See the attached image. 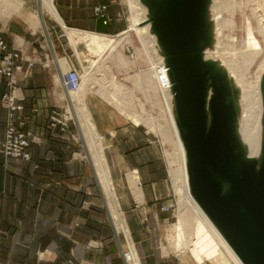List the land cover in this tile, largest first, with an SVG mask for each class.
Segmentation results:
<instances>
[{
    "label": "crops",
    "instance_id": "1",
    "mask_svg": "<svg viewBox=\"0 0 264 264\" xmlns=\"http://www.w3.org/2000/svg\"><path fill=\"white\" fill-rule=\"evenodd\" d=\"M53 1L68 29L97 33L96 25L100 17L95 16L94 8L98 5L108 6L105 16L109 20L110 36L114 37L125 29L114 23L113 19L118 14L115 0ZM10 22L14 23L12 20L0 19L7 40L36 63L31 78H25L23 74L18 76L16 93L25 106L23 129L35 136L38 143L30 148L32 159L29 162L5 158L2 143L7 112L0 101V264H124L119 257L114 230L99 208V187L94 184L91 164L84 162L81 155L71 156L74 150L78 151V148L71 147L72 140L67 137L51 138L48 130L51 109L57 102L63 106L65 101L57 97L56 100L55 95L47 89L51 81L56 90L59 85L62 87L61 75L51 72L52 66L54 71L59 72L51 58L53 52L59 58L58 48L60 54L65 55L59 59L68 60L71 66L73 63L66 50L68 45L63 44V37L56 31L51 33L52 44H49L45 32L34 35L29 27L25 40H12L9 30L14 26ZM48 25L54 30L53 25L49 22ZM36 39L40 40V44L31 45ZM48 59L47 67L44 64ZM4 89L0 83V99ZM88 104L93 111L103 106L95 98L88 99ZM95 123L120 210L141 264H181L177 262L179 260L166 255L168 253L164 248L162 250V235L159 231L165 219L157 214L150 215L164 196L161 190L162 171L154 163L155 160L149 158L147 153H151L150 150L129 151L126 138L123 141L114 140L117 131L112 132L110 124L101 125L100 133L96 120ZM93 167L95 169V165ZM126 171H131L126 176L133 195L131 200L121 187L122 176ZM135 172L139 179L138 194L129 181V176ZM115 183L118 185L117 190ZM109 207L113 211L110 199ZM120 233L128 242L126 234Z\"/></svg>",
    "mask_w": 264,
    "mask_h": 264
},
{
    "label": "bare ground",
    "instance_id": "2",
    "mask_svg": "<svg viewBox=\"0 0 264 264\" xmlns=\"http://www.w3.org/2000/svg\"><path fill=\"white\" fill-rule=\"evenodd\" d=\"M227 1L229 2V5L227 3L228 7L235 5V0ZM217 2L218 0H206L205 3L204 17L208 32L206 34V40L201 42L202 45H207L202 51V58L204 61L213 65L214 72L224 79L231 91L226 101L228 104H232V107L236 111V117L233 123L234 134L236 136L235 152L241 156V160L254 163L256 171L258 172L264 160V78L257 72V82L250 88L251 81L248 82L246 76L250 74L251 69L262 56L263 48L251 29L247 32L243 46L231 45L229 43L220 44L219 32L225 28L228 22L222 20L221 11H216ZM35 3L38 12H36L37 14L35 13L36 15H33L26 11L21 2L16 4L13 0H0V18L6 17L5 15L7 14L8 17L13 14H21L23 20L33 32L39 27L42 28V26H45L44 20L48 21L50 19L51 21H55L62 29L63 34H61V37L68 38L70 45L75 50L77 60L82 66V71L80 69L82 72V84L77 91L70 93L64 91L70 96V99L73 98L72 103L68 101L71 109L67 110L71 114L72 108L75 111V116L72 115L75 117V120H73L78 122L80 131L82 130V135L86 140L87 147L94 162L93 165H96L98 177L101 178L105 193L112 203L113 211L111 213H113L112 219L116 224V231L126 234L128 242L125 244V253L128 264H141V260L136 246L129 235L128 227L125 225L123 213L120 210L114 183L106 162L104 146L101 137L97 133L92 114L87 106V95L94 89L91 84L94 81L99 87L96 94L115 106L128 120L132 121L136 126L145 123L144 125L155 130L154 119L152 117H148L147 119L142 118L136 113V110L132 109L133 107L130 108L131 106L128 105L127 102L130 101H126V99H130L133 94L129 87L116 80V76H114L112 68L108 63H102L113 57L121 41L130 39L133 32L138 34L146 53L148 55L154 53L157 57V67L155 69L158 82L163 89L162 93L168 110L169 124L173 132L176 154L179 159V168L176 170L172 169L169 172L175 192L179 197L178 221L174 225V231L176 233L175 239L173 238L174 248L180 255L189 252L190 257L197 264H245L232 248L225 235L193 195L187 145L177 123V107L174 94L172 93L173 85L170 77L172 70L169 64V56L166 55L165 50L162 48L163 45L161 46L159 43L156 34L158 30L154 27L153 16L143 0H130V9L133 16L132 25L118 37L108 36V33H100L97 31V33H88L68 29L58 15L53 0H35ZM260 20L264 21V15L258 21ZM106 23L109 24V22ZM259 33L264 40V29L261 28ZM47 38L49 44H51V32ZM80 45L84 46L92 56L98 58L94 59L90 57V61H88L90 63L89 67L84 65L83 54L80 53ZM220 55L225 61L219 60L218 56ZM53 59L58 70L61 71V76L62 73L70 69L64 71L66 69L65 60L59 59L55 52H53ZM101 63L105 69L103 72L101 71L102 73L99 72L101 74L99 78H95L97 77H94L95 71L100 67ZM48 64L49 59L46 61L45 66L48 67ZM263 67L264 61L260 64L259 70ZM60 82L62 87H64L62 78ZM213 92V88L209 85L206 107L208 113H210L208 104L213 96ZM124 96H126V99ZM131 102L134 101L132 100ZM208 118V122L210 123V114ZM181 129L186 132L184 127L181 126ZM129 179L130 183L134 186V192L138 194L137 186L139 179L137 173L135 172L130 175ZM221 184L223 193L227 194L231 187L230 182L222 179Z\"/></svg>",
    "mask_w": 264,
    "mask_h": 264
},
{
    "label": "water",
    "instance_id": "3",
    "mask_svg": "<svg viewBox=\"0 0 264 264\" xmlns=\"http://www.w3.org/2000/svg\"><path fill=\"white\" fill-rule=\"evenodd\" d=\"M143 2L169 56L177 123L187 145L193 195L245 264H264V160L257 172L254 163L241 160L235 152L236 111L226 101L231 91L213 65L202 58L207 45L201 42L208 32L206 0ZM106 22L107 16L97 20V32H109ZM209 85L214 90L208 104L210 113L206 108ZM222 179L231 184L227 194Z\"/></svg>",
    "mask_w": 264,
    "mask_h": 264
},
{
    "label": "rangeland",
    "instance_id": "4",
    "mask_svg": "<svg viewBox=\"0 0 264 264\" xmlns=\"http://www.w3.org/2000/svg\"><path fill=\"white\" fill-rule=\"evenodd\" d=\"M13 1L16 4L21 2L28 13H32L33 15H36L37 14L36 12H38V8L36 7L35 0H13ZM227 3L229 5V2L227 0H223V1L218 0L216 4L217 6L216 11L217 12L221 11L220 14L222 20L228 22L225 28L220 30L219 32L220 44L229 43L231 45L236 44L238 46L240 45L243 46V42L247 37V32L249 29H251L254 33V36L257 37L263 48L262 56L258 60L257 64L251 69L250 74L246 76L247 81L248 82L251 81L250 82L251 84L249 86L250 88H252L257 82L256 75L258 74L262 75L261 77L264 78V67L259 70L260 64L264 61V40L261 34L259 33L261 28L264 29V21L263 20H260L261 22L258 21L260 17L264 15V0H235V5L231 7H228ZM98 6H107V5H98ZM115 6L117 8L118 14L113 19L114 23L117 24L118 27L122 26L125 28L124 31L121 32L120 34L114 35V37H118L122 35L125 32V30H127L132 25L133 16L130 9V0H115ZM7 15H5L6 17H2L0 19H2L3 21L12 20V22H14V23L10 22V24H12V26L14 27L13 28L11 27L9 30L12 40H14V38L19 42L25 40V38L27 37V28L29 26L23 20L21 14H13L10 17H8ZM49 23L54 26V30L50 28L51 33L56 31L58 35L63 34L62 29L60 27H56L57 23L55 21H49ZM37 30L35 31L36 33L43 32L41 27H39ZM61 40L64 45L66 46L68 45V48H66V50L68 57H70L72 60L71 62L73 63V65L78 66L82 71V66L77 60V56H76L77 54L70 45L68 38L65 37L62 38ZM53 41L54 44L56 45V40L53 39ZM79 48H80V53L83 54V61L86 67L90 66V63L88 62L90 61V57L94 59H98L97 57L92 56L90 52L84 48V46L80 45ZM59 51L60 50H58L57 48V53L59 55V58L61 57L64 58L65 55L63 54L61 55ZM218 57L219 60L221 59L225 61V59L221 57V55ZM156 58L157 57L154 53H152L151 55H148L146 53L142 43L140 42L138 34L133 32L130 36V39H125L121 41V44L119 45L117 52L113 55V57L102 62L103 64L108 63V65L112 68L114 76H116V80L129 87V89L133 93L130 99L129 98L126 99V96H124L126 101H130L127 102L128 105L131 106L130 108L133 107L132 109L136 110V113L142 118L147 119L148 117H152L154 119L155 130H153L147 125H144L145 123H142L140 126H136L132 121L128 120V118L124 116L122 113H120V111L115 106H113L108 101L103 99L101 96L96 94L99 87L98 84L95 83L94 81L91 82L94 89L91 90L90 87L91 84L89 86L91 91L87 95V106L92 114V117L94 116L93 120L95 118V120L98 123L99 131L101 129L100 128L101 125L110 124L112 129L111 131L112 132L117 131V133L114 136V140L116 142L120 140L123 141V138H126L127 150L134 151L135 149H145V148H148L150 150L151 153H147L149 158L152 160L154 159L155 160L154 163H157L161 169L160 171H162L161 180L163 186H161V190H163L164 196L161 197L160 199L161 201L157 202V207H155L151 211L152 213L150 214L152 216H155V214H157L159 217H161V219H165L164 221H162L164 225L161 224L159 231L160 234L162 235V250L164 248L166 253H168L166 255H169V257L175 259L176 261L179 260L177 262H180L181 264H197L190 257L189 252H186V254H182V255L178 254V252H176L174 248V243H173L174 242L173 238L175 239L176 237V233L174 231V225L178 221L177 217L179 213V204H178L179 197L175 192L172 178L169 172L172 169L176 170L179 168V159L176 154V146L174 143L175 139L169 124L168 110L162 93L163 89L161 88V85L158 82V78H157V72L155 69V67H157ZM51 61H55V60L51 58ZM102 63L100 64V67H98V69H96L95 71L94 77L97 76L95 78H99L101 75L100 73H102L105 69ZM65 64H66L65 65L66 69L64 71L70 68V66L68 65V60L65 61ZM102 65H103V69H102ZM51 68H52L51 72L54 75H58V74L60 75L61 73L60 70L59 72H57L54 71L53 66ZM47 89H49V91H51V93L55 95L56 100L57 98L58 100L59 99L65 100L64 103L62 104L63 106H60V104L57 102L55 106L51 109L49 114V122H48L49 125L50 116L52 112L54 110H59L61 111L60 112L61 114H64L65 108H67L66 106H68L69 104L68 101L69 102L71 101L70 103H72L73 98L70 99V96L64 92L63 88L60 85L56 90V86L52 81L51 83L48 84ZM109 89L112 90L111 87H109ZM92 98H95V100H97L98 103L103 104V106L94 109V111L91 108L92 109L91 111L88 104V99H92ZM132 100L134 102H131ZM71 112L72 115L75 116V111L73 108ZM75 123L74 122L70 123L68 131L66 133H63L62 135L59 134V136L60 137L63 136L67 138H70L71 134H77L80 136V142H81L80 145L75 144L74 142L71 145L73 149L78 148L77 149L78 151L74 150L71 156L74 157L75 154L81 155L83 156L84 162H88L89 164H91L93 169L94 184L99 187V199H100L99 208L100 210L103 211L104 215L106 216L109 226L114 230L115 233L114 238L117 245L119 257L124 264H127L124 256L126 250L125 247L126 238L122 233H118L116 231V228L112 221L113 215L111 217L109 199L107 194L103 190L104 184L102 183L101 178L98 177L97 174L98 172L95 171V169L97 168L96 165H95V169L93 167L94 165H92V163L94 164V162H92L93 159L92 156L90 155L89 148L87 147L88 145L86 143V140L82 135V130L80 131L78 122L75 121ZM100 133L102 132L100 131ZM110 138H111V134H110ZM131 171L133 172L135 170H131ZM131 171H126L123 174L122 176L123 179L121 181V187L124 191V194L127 195L129 198L130 197L133 198V195H132L131 187L126 180V176ZM149 175L151 176V173H149ZM139 176H140V187L142 188L143 184L141 183L142 182L141 174ZM117 187L118 185H116V190ZM139 210L143 211L142 208H140ZM176 256L178 257L176 258Z\"/></svg>",
    "mask_w": 264,
    "mask_h": 264
},
{
    "label": "built area",
    "instance_id": "5",
    "mask_svg": "<svg viewBox=\"0 0 264 264\" xmlns=\"http://www.w3.org/2000/svg\"><path fill=\"white\" fill-rule=\"evenodd\" d=\"M107 9V6H97L94 8V14L96 17L105 16ZM49 21L51 20H44L45 26H42V30L47 34V37L50 36ZM33 33L36 35V32ZM35 44H40V40L36 39L34 42H31V45ZM35 65L36 63L27 58L23 51L8 42L0 25V83L5 88L0 101L7 112L5 138L2 143V153L5 158L29 162L32 159L30 148L33 144L38 143L35 136L23 129L25 124L23 116L25 106L22 104V100H19L16 93L18 76L23 74L25 78L31 77ZM61 78L63 88L67 93L77 91L81 87L82 78L78 66L72 64L67 72L62 73ZM66 107L71 109L70 103ZM67 108H65L64 114H61L59 110L52 112L48 125L49 131L52 132H50L51 138L62 139L63 136L60 137L59 134L66 133L70 123H75L72 114ZM70 139L75 144L80 145L81 143L80 136L77 134H71ZM124 256L126 259V253H124ZM126 262L128 264L127 260Z\"/></svg>",
    "mask_w": 264,
    "mask_h": 264
}]
</instances>
